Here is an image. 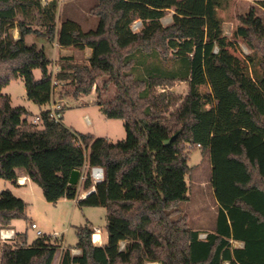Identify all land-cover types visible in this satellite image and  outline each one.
<instances>
[{
    "label": "trees",
    "instance_id": "16d2710c",
    "mask_svg": "<svg viewBox=\"0 0 264 264\" xmlns=\"http://www.w3.org/2000/svg\"><path fill=\"white\" fill-rule=\"evenodd\" d=\"M19 4L0 0V178L16 181L24 171L45 199L56 203L80 195L78 185L69 183L74 169L87 164L105 171L104 180L78 204L107 209L108 241L95 245L94 227L79 226L75 248L81 253L65 249L60 264H264V20L255 8L241 17L235 32L255 51L242 60L224 34L219 16L224 0H100L93 9L99 24L88 31L73 19L58 29L36 28L19 20ZM169 10L172 21L164 25ZM136 21L142 22L138 32L132 28ZM28 35L57 37L61 46L89 47L92 54L83 64L62 57L60 71L53 74L46 50L27 44ZM173 52L178 67L155 65L145 77L135 74L137 60L166 59ZM19 77L28 99L39 106L51 102L59 83L76 98L95 89L105 116L125 121L126 138L113 143L75 133L47 110L40 114L41 126L29 122L31 113L14 107L2 92ZM177 80L188 82L185 95L158 89ZM112 86L115 95L107 99ZM188 145L207 150L212 162L219 212L205 238L190 227L186 214L180 216ZM92 186L86 172L84 188ZM23 218L24 199L2 193L0 227ZM60 248L61 242L48 235L30 244L3 243L0 264H53Z\"/></svg>",
    "mask_w": 264,
    "mask_h": 264
},
{
    "label": "rangeland",
    "instance_id": "374dc122",
    "mask_svg": "<svg viewBox=\"0 0 264 264\" xmlns=\"http://www.w3.org/2000/svg\"><path fill=\"white\" fill-rule=\"evenodd\" d=\"M45 8H50L51 13H55L52 17L55 21V27L58 29L62 21L65 19H73L80 23L85 31L95 29L99 24V19L93 14V9L100 0H40ZM47 1V4L45 2ZM263 0H224L223 6L219 9V16L224 21V34L229 40L235 43V47L231 51L242 60L248 59L255 51L248 48L247 44L240 37L235 36V32L242 25L241 17L246 16L252 7L255 8L256 14L264 20ZM173 10H169L163 19L164 25H168L172 21ZM51 15V14H50ZM48 17H50L48 15ZM50 19V18H48ZM52 25V24H49ZM132 28L135 32L142 29V22L136 21ZM43 31H48L45 28ZM14 32V31H13ZM57 38V37H56ZM54 41L48 38H39L31 36L28 38L27 44L37 43L39 48H45L47 56L52 60L49 67L53 74L60 71V63L62 57H72L75 62L88 63L86 51L75 52L77 48L69 46L68 52H62L58 39ZM73 47V49H72ZM71 48V49H70ZM76 48V49H75ZM143 58L139 56V59ZM135 74L145 77L148 74L149 66H160L162 69L172 70L176 65L174 52L170 58H149L144 63L137 60ZM37 79L42 77L40 69L34 70ZM100 84L102 80L98 81ZM160 92L173 91L178 94L185 95L189 90L188 82L177 80L174 86H161L158 88ZM203 91L208 88L202 87ZM4 94L10 95L12 105L14 107H25L33 112L28 117L29 122H33L34 116L40 112L37 104L33 103L27 97V89L22 77L11 81L4 87ZM115 87L112 86L106 94V98L110 99L115 95ZM53 100L62 102L64 106L62 122L75 133L94 134L97 137L107 138L110 142L116 143L124 140L127 136L125 121L121 119H108L101 107L97 104L98 93L94 89L89 95L81 97H73L68 94V89L61 83L55 86L53 91ZM41 126V124H39ZM191 155L189 159V171L185 176V199L180 204L181 215L186 214L189 217V225L191 228L200 231V236L215 229L217 216L219 212V204L214 194L212 185V162L210 154L202 147H191ZM87 155L89 150L86 151ZM84 171V170H83ZM87 172L91 169L87 168ZM85 172V171H84ZM86 173V172H85ZM91 181L96 184L95 179L91 176ZM1 183V179H0ZM79 188V185H78ZM93 186L91 187V189ZM27 193L24 195V201L27 203V218L17 219L14 222L15 229L19 232L18 243L28 240L33 242L39 237L37 229L32 228L31 224L36 223L44 235H53L55 232L60 234L58 241L64 240L65 247L72 249L76 247L78 236L77 228L83 225H91L94 228L106 230L107 209L104 206H80L75 204L71 199L60 200L56 203L48 202L43 194L42 189L38 185H31L26 188ZM84 179L79 192L84 191ZM90 190V189H88ZM14 195V194H13ZM1 196V195H0ZM21 198V197H20ZM14 241V240H13ZM22 241V242H21ZM63 244V241L61 242ZM3 243L0 242V257ZM125 243L122 242V248ZM62 248L58 251L54 263H59V257L63 253ZM72 254L77 255L72 251ZM80 254V253H79ZM148 264H159L148 263ZM228 264V263H226Z\"/></svg>",
    "mask_w": 264,
    "mask_h": 264
},
{
    "label": "crops",
    "instance_id": "0c3cea01",
    "mask_svg": "<svg viewBox=\"0 0 264 264\" xmlns=\"http://www.w3.org/2000/svg\"><path fill=\"white\" fill-rule=\"evenodd\" d=\"M45 4H47V1L45 2ZM17 14H18V18L19 20H22V21H25L27 23H30L32 24L33 26H35L36 28H43L49 24H55V20L52 18L54 17V14L55 13H51V10L50 8H45L42 4H41V1L40 0H21V4L18 5L17 7ZM51 14V15H50ZM48 15L50 17H48ZM50 18V19H48ZM14 36L16 38L19 37V31L18 29H15L14 30ZM31 36L33 35H28L26 37V41H28V38H30ZM35 36V35H34ZM39 38H47V36H40ZM57 39V38H56ZM58 41V40H57ZM33 44H36L37 43H33ZM62 49V52H68V49L69 48H65L64 46H61L59 45ZM76 47V46H74ZM78 49H76L75 52L79 53L81 51H86V54L87 56H89L88 58L91 57V54H92V51L89 47H86V48H80V47H77ZM45 49V48H44ZM71 49V48H70ZM73 49V47H72ZM54 101V100H53ZM60 101V100H58ZM39 106V105H38ZM49 106H50V103L47 104V105H43V106H39V108L41 109L40 112L34 116V118H36L37 116H39L41 114L42 111H45V110H48L49 109ZM31 114H33V112L29 109H27ZM96 136V135H95ZM89 169L90 166L89 165H85V167L83 168V170L85 172L86 169ZM91 169V168H90ZM82 170V174H85V172ZM1 179V183H0V195L4 192H11L12 194H14L15 196L17 197H21L22 199L25 198V194L27 193V190L26 188L27 187H30L31 185H36L29 177L28 175L26 174V172L24 171H18V179L16 181H9V180H5L3 178H0ZM21 179V183L19 182V180ZM83 183V178L80 180V183L78 184L79 185V188L81 187ZM95 185V184H94ZM93 185V188H95V186ZM90 190H84L82 192H80V197L85 194V193H88ZM68 198H62L60 200H66ZM81 199H85V197H81ZM59 200V201H60ZM70 200V199H69ZM72 201H74L75 204H78L75 199H71ZM188 216V215H187ZM189 219V217H188ZM190 220V219H189ZM14 222L15 220L12 222V224L10 225L9 228H12L16 231L17 233V237L15 238L14 241H10L9 243H14V242H18V240H20L21 238L19 237V232L15 229L14 227ZM1 228V227H0ZM95 229V228H94ZM207 234V233H206ZM108 232L107 230H100V233H96L95 232V235L93 236V242L95 245H98V246H104L107 241H108ZM22 242V241H21ZM24 242V241H23ZM26 242L28 244H30L28 242V240H26ZM237 245H241V243H237ZM66 248V247H65ZM67 249V248H66ZM71 251H73L74 253L76 254H79L81 253V250L79 248H72ZM60 260H61V257H59V263L60 264Z\"/></svg>",
    "mask_w": 264,
    "mask_h": 264
},
{
    "label": "built area",
    "instance_id": "2783aa9c",
    "mask_svg": "<svg viewBox=\"0 0 264 264\" xmlns=\"http://www.w3.org/2000/svg\"><path fill=\"white\" fill-rule=\"evenodd\" d=\"M57 82H54V84H56ZM49 111L50 114V118L54 119L56 122H61L63 119V112H64V106L62 104V102L60 101H53V97L52 100L50 102V106L49 109L47 110ZM33 124L35 125H39L41 124V116H37L36 118L33 119ZM81 144V142H80ZM90 174L92 176L93 179H95L96 183L101 182L104 180L105 178V171L104 168L101 166H94L91 168ZM84 179V174L81 175V179ZM19 182L21 183V179L19 180ZM95 190L91 189V191H89L88 193L83 194L81 197H87L91 192H93ZM81 197L78 196L77 198H75V201L78 203L81 200ZM32 228L37 229V234L39 236H43V231L39 229L38 225L36 223H32L31 224ZM100 228H95V232L96 233H100ZM95 235V233L93 234V236ZM207 236V234L204 235V237L201 238H205ZM17 237V233L14 229L12 228H0V242L2 243H9L10 241L15 240V238ZM50 237L54 238V239H59L60 234L58 232H55L53 235H50ZM60 240V239H59ZM63 244L61 243V248L63 250H65V242L64 240ZM61 241V242H62Z\"/></svg>",
    "mask_w": 264,
    "mask_h": 264
},
{
    "label": "water",
    "instance_id": "95a60500",
    "mask_svg": "<svg viewBox=\"0 0 264 264\" xmlns=\"http://www.w3.org/2000/svg\"><path fill=\"white\" fill-rule=\"evenodd\" d=\"M175 138L176 135L170 138L169 140H166L165 144L168 146L171 145L172 142L175 140ZM81 175H82V171L80 169H74L70 174L69 183L71 185H78L81 180Z\"/></svg>",
    "mask_w": 264,
    "mask_h": 264
}]
</instances>
